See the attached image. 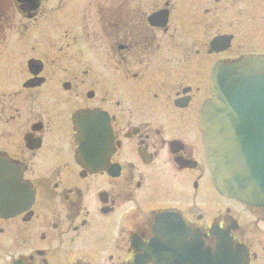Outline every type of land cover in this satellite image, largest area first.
Masks as SVG:
<instances>
[{
    "label": "flooded vegetation",
    "instance_id": "1",
    "mask_svg": "<svg viewBox=\"0 0 264 264\" xmlns=\"http://www.w3.org/2000/svg\"><path fill=\"white\" fill-rule=\"evenodd\" d=\"M234 11L0 0V159L32 193L0 216V264H264V208L217 192L199 126L215 64L264 55V15L232 52ZM81 114L99 160L77 154Z\"/></svg>",
    "mask_w": 264,
    "mask_h": 264
},
{
    "label": "water",
    "instance_id": "2",
    "mask_svg": "<svg viewBox=\"0 0 264 264\" xmlns=\"http://www.w3.org/2000/svg\"><path fill=\"white\" fill-rule=\"evenodd\" d=\"M220 42L225 45L228 38L213 39L211 50ZM79 116L81 135L84 128ZM200 129L218 193L264 208V56L246 54L235 63L215 65L210 98L201 107ZM75 140L82 161L108 154L98 146L88 150L81 136ZM31 200L28 187L18 183L16 170L0 159V216L12 217Z\"/></svg>",
    "mask_w": 264,
    "mask_h": 264
},
{
    "label": "rangeland",
    "instance_id": "3",
    "mask_svg": "<svg viewBox=\"0 0 264 264\" xmlns=\"http://www.w3.org/2000/svg\"><path fill=\"white\" fill-rule=\"evenodd\" d=\"M234 9L233 30L239 37L233 44L232 52L258 48L262 15H264V0H234ZM243 33L247 35V39L243 37Z\"/></svg>",
    "mask_w": 264,
    "mask_h": 264
}]
</instances>
